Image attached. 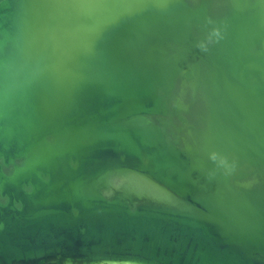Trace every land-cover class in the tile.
Here are the masks:
<instances>
[{"label":"water","instance_id":"95a60500","mask_svg":"<svg viewBox=\"0 0 264 264\" xmlns=\"http://www.w3.org/2000/svg\"><path fill=\"white\" fill-rule=\"evenodd\" d=\"M115 263L264 264V0H0V264Z\"/></svg>","mask_w":264,"mask_h":264},{"label":"bare ground","instance_id":"6f19581e","mask_svg":"<svg viewBox=\"0 0 264 264\" xmlns=\"http://www.w3.org/2000/svg\"><path fill=\"white\" fill-rule=\"evenodd\" d=\"M47 10V9H46ZM26 29V27H25ZM25 29H24V32H25ZM158 126L163 128V124H159L158 123ZM182 132L184 133V135L188 138V137H191L194 133V129L191 127V126H184L182 128ZM168 133V140L170 142H172L174 140V135L173 133L175 132H167ZM192 140H194V144H196L197 140H198V137L196 136L195 138H192ZM132 182L134 183L135 187L136 188H139L147 197H149V201H154V199L157 201V200H163V191L156 185H154L153 183H146V182H143L141 180H138V179H133ZM115 184L118 186L120 184V181H116ZM151 197V198H150ZM153 198V199H152ZM117 264V263H115ZM128 264H134V263H128Z\"/></svg>","mask_w":264,"mask_h":264}]
</instances>
